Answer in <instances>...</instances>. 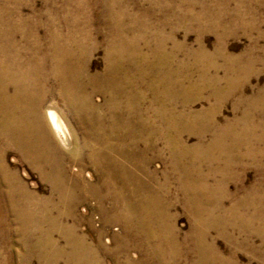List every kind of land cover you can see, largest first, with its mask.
<instances>
[{
	"label": "bare ground",
	"instance_id": "6f19581e",
	"mask_svg": "<svg viewBox=\"0 0 264 264\" xmlns=\"http://www.w3.org/2000/svg\"><path fill=\"white\" fill-rule=\"evenodd\" d=\"M147 1L152 7L131 12L124 0H64L60 8L55 6L57 0H50L45 1L44 11L36 13L32 9V15L26 17L21 0H0V188H5L0 196L5 210L0 208V215L3 220L6 213L11 215L18 224L15 232L24 237V244L33 232L30 223L46 221L55 225L57 218H51L49 212H37L41 203L34 201L23 183L19 184V176L9 170L4 158L6 149L14 148L47 176L46 180L64 184L67 169L62 161L60 165L54 161L56 156L43 119L47 116L61 144L68 145L69 130L56 113L57 108L47 106L49 99L58 95L66 111L75 113L89 127L106 130L94 135L96 149L88 159L100 172L107 190L96 194L89 186L82 196L63 195L61 204L77 203L91 195L99 197L100 203L108 201L110 210L118 214L116 220L130 225L137 230V237H143L137 243L147 249L145 264H179L180 260L187 262L190 256L192 264H223L216 246L207 239L208 230L214 227L220 234L226 233L237 220L245 221L240 209L253 207L255 217L264 201V191L257 184L241 198H234L228 208L224 204L231 197L225 184L234 169L249 161L260 166L259 156L264 159V122L255 124L252 119L255 108L264 106V88L248 100L240 118L220 125L216 121L217 111L228 97L242 92L254 71L255 60L241 64L242 56L227 55L221 45L214 53H208L201 40L197 49L185 51L184 61L179 60L178 53L184 46L176 40L175 29L164 33L171 18L153 23L152 14L155 8L171 11L179 25L189 20L186 29L196 23L199 34L208 28L218 30L222 24L223 30L238 26L243 15L237 7L228 15L233 22L229 27L222 23L227 15L225 8H220L215 0L211 7L200 1L198 12L193 11L192 1L181 0L173 6L165 0ZM96 7L100 10L94 16L92 11ZM96 19L100 22L97 27ZM100 45L105 49V64L99 72L91 73L90 60ZM218 58L224 62L219 63ZM96 90L106 94V122L92 114L97 108L92 103V92ZM205 97L212 103L192 111L193 104ZM245 101L239 99L235 108ZM191 136L196 137L195 144H189ZM160 139L164 140L170 162L162 180L148 168L149 154L158 153ZM261 142L262 146H258ZM126 162L145 177L129 170ZM205 165L207 172L203 170ZM172 176L182 194V205L193 221L192 233L182 239L168 214L174 203L170 198ZM210 179L214 181L211 184ZM117 183L119 191L113 188ZM64 231L70 239L71 253L79 261L95 259V251L82 238L76 237L72 229ZM48 232L43 233V252L38 251L43 256L47 246L56 251L48 243ZM13 233L11 229L4 234ZM46 256L51 259L54 254Z\"/></svg>",
	"mask_w": 264,
	"mask_h": 264
},
{
	"label": "rangeland",
	"instance_id": "374dc122",
	"mask_svg": "<svg viewBox=\"0 0 264 264\" xmlns=\"http://www.w3.org/2000/svg\"><path fill=\"white\" fill-rule=\"evenodd\" d=\"M45 1L48 2L50 0H21L23 4V14L26 17H30L33 10L36 13L44 11ZM180 1L181 0H165V3L167 5L170 4L169 6H173L172 4H176ZM186 1L194 2V12L199 11L200 8L198 4L200 3V1L204 2L203 4H206V6L211 7L212 5H215V2H212V0ZM215 1L216 3H219L220 8H225L227 15H225L226 18H223L222 23L229 27L232 26L233 22L231 21L230 16L228 17V15H231V13H233L234 10L238 7L239 13L243 15V19L240 20L241 22H239L238 26H232L228 30H223L221 29L223 25L222 24L218 30H211L208 28L203 32V34H199L198 30L196 29V23L193 24L194 26L192 28L186 29L187 25L189 24V20L185 21L184 24L179 25L177 23V19L173 15H171V11L164 12L158 10L157 8H155L156 11L154 12V14H152V22L158 23L163 18H166L168 16V18H171L169 21L170 23L168 24V26L166 25L164 29V33L168 34L170 33V31L175 29L176 40L184 46L178 53L179 60L182 59L184 61L186 50L197 49L199 40H201L202 46L208 53H214L215 50L221 45L227 55L233 57L242 56L243 59L241 64L245 65L248 60H255L253 69L254 71L250 73L247 82H245L246 85L244 86L242 92L236 93L233 97H228L226 101L221 104V108L216 113L217 123L223 125L226 121L240 118L243 114V111L248 107V100L250 101L255 97L256 93H258L259 90L264 88V0ZM63 2L64 0H57V2L55 3L56 8H60ZM124 2V6H126L128 11L131 12H141L143 9L146 10L145 8L149 9L150 7H152L150 2L147 0H124ZM129 7L133 9L131 10L129 9ZM99 10V7L94 8L92 14H94V16L98 15ZM45 19L46 18L44 17L43 20L45 21ZM97 19L96 23H94L96 27L100 24L99 20ZM207 23L208 22H206L205 25ZM171 24H173V26ZM98 40L100 42L103 41L101 35L98 36ZM170 46L171 44L168 43V47ZM248 52L249 55H247ZM104 53V46L100 45L90 60L91 73L99 72L103 68L105 64ZM218 60L217 61L221 64L224 62L223 58H218ZM238 65L240 64L238 63ZM141 91H145L143 85ZM205 95L208 94L206 93ZM239 97L244 98L247 101L242 102L243 104L241 106L239 105L238 109H236L235 105L237 101L241 99ZM105 99L106 94L104 92L97 90L92 92V103L97 107L92 114L96 118L101 116L103 118V122L108 121V115L106 114L105 109H103ZM210 103H212L211 100H206V97L202 98L201 100L193 104L191 110H201L202 108L210 105ZM64 105L65 104L62 98L58 95H55L49 99L47 106H55L57 108L56 113H58L62 122L66 125L67 129L70 132V145L68 144L63 146L61 144V140L57 137V134L55 133L52 126L48 124L46 120L47 116H44L43 118L46 133H48L49 135V140L54 149L53 153L56 156V158H54V161H58V163L60 162L59 165L63 162L65 169H67L66 174H64L63 176V185L62 182L61 185H59L58 183H56V180L53 179L51 181L50 179L46 180L47 176H44L36 166L30 164L27 160H25L18 150L9 147L5 151L4 159L9 170L17 173V175L19 176V184L23 183L21 185L26 188L29 194L31 193V195L34 197V201H38L39 203H41L38 207L40 208L39 210L35 208L37 212H42V214H47L49 212V216L51 218H57V220H55V225L52 226H50L46 221H40L37 222V224L30 223V225L28 226L31 230L33 229V232L28 237V241L24 244V237L18 235L15 232L18 224L13 221L11 215L6 213V217L4 220L0 215V264H145L144 261L148 257L147 249L143 245L139 244V241H141L140 238L142 239L143 237H137V230H133L132 227L130 228V225L127 227V224L123 223L121 220H116V216L118 214L116 213V211L110 210L108 201H103L104 203H100L98 200L99 197L91 195L86 198L83 197L85 199H79L77 203L74 202L73 204H69V202H67L65 203V206L61 204V202L63 201V195L70 194L74 195L75 197L82 196L84 195L85 190L89 188V186L93 187L94 193L96 194L97 191L99 193H104L107 190L106 184H104L100 172L97 168L95 169L92 162H90V160L88 159V155L96 149L94 135H100V133L103 132L105 133L106 130L94 128L95 126H87L88 124L83 122L84 120L78 118L75 113L66 111ZM255 109L256 110H254L255 113H253L252 119H254L253 121L255 124L257 121V124L262 125L261 122H264V106H258V108ZM80 117L85 119V116L82 114L80 115ZM260 131L261 129H259L258 132ZM158 136L160 138L162 137L160 134V130ZM210 138L211 134L207 136L206 140L209 141ZM196 141L197 139L195 136L189 137V144H195ZM258 146H262V142ZM156 147V151L158 153L149 154L150 163L148 168L153 170L156 176H158V178L162 180L163 174L167 172L168 168L170 167V162L168 161V151H166L165 149L164 140L160 139ZM259 161L258 163L260 166L254 165L249 161L246 162L244 166H241V168L236 167L237 169H234L232 176L225 184L227 187V191L231 196L224 201L225 208H228L235 199L239 197L241 198L246 193H248L252 186L261 184V190L264 191L263 157L259 156ZM125 164L126 167L129 168V170L132 169L134 171H138L131 163L126 162ZM216 165L220 166L221 163L216 162ZM203 170L204 172H207L208 167L205 165L203 167ZM137 173L140 177H145V175L141 171H138ZM215 177L218 180L221 178L220 174H217V176ZM65 178L67 179L65 180ZM170 180V198L175 204L173 203L170 206L171 208H168V214L170 216L172 215V220L170 221V223L174 225L176 233L178 234L180 239H182L183 237H188L192 233L191 225L193 221L191 216L188 214V212L185 211L184 206L182 205V194L177 189L178 185L176 183L175 177L172 176ZM209 182L211 184L214 181L210 179ZM1 187L2 188L0 189L2 190H0V196L5 190L3 185H1ZM113 188L114 190L119 191L118 183L116 184V186H113ZM263 202L260 204V208L258 209V216L255 217V210L253 207L240 209V212L246 217L245 218L243 216L245 221L237 220L234 227H229L226 229V233L220 234V232L214 227L208 230L209 232L207 239L216 246L220 256L224 260L223 264H264ZM0 208H3L5 210V204L2 203V201H0ZM62 213L66 215L63 217L61 216L63 215ZM42 214L41 216L43 217ZM35 226H37L38 228L36 229ZM11 229L14 230V233L11 234L12 236L4 234L6 233V231H11ZM65 229H72L76 237L82 238L83 241L95 251V259H92L90 257L91 259L86 258L85 260L81 259L79 261L78 257H75L74 254L71 253L72 249L68 244V241L70 239L65 234ZM46 232L50 234L48 243L52 244L56 249L55 251L47 246L46 255L54 254V257L51 259L47 258L45 254L43 256V253H39L43 252V247H40V245L44 239L46 240ZM40 254H42V256ZM192 258L193 257L190 256L189 259H187L188 263L185 262V260H180L179 264H192ZM147 261L150 262V259H147Z\"/></svg>",
	"mask_w": 264,
	"mask_h": 264
}]
</instances>
